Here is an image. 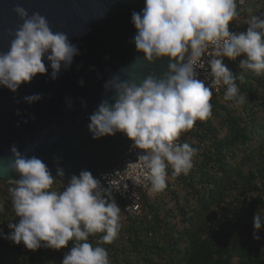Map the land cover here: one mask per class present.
<instances>
[{
	"label": "clouds",
	"instance_id": "9594fccd",
	"mask_svg": "<svg viewBox=\"0 0 264 264\" xmlns=\"http://www.w3.org/2000/svg\"><path fill=\"white\" fill-rule=\"evenodd\" d=\"M248 0H145L141 12L132 13L137 30V52L142 54L108 80L104 87L112 93L90 116L88 125L94 139L122 133L140 150L138 162L146 169V179L154 191L167 186V168L174 175L187 174L196 149L179 143L181 135L212 113L213 89L225 88L224 99L235 104L244 97L234 75L225 65L227 58L240 61L244 72L264 74V15H253ZM88 0H70L68 15L86 20ZM12 11L21 23L10 33L7 51H0V86L16 92L37 75L48 72L57 79L62 67L69 68L79 55L65 31L54 30L46 15L29 11L15 3ZM249 13L246 32L229 31L241 12ZM207 58V59H206ZM167 62V71H149ZM134 69V70H133ZM210 69V70H209ZM201 73L204 79H201ZM239 79L244 80L240 75ZM83 84V81L80 82ZM42 97H25L29 104ZM13 163L7 171L19 175L10 181L12 208L19 222L8 224L7 239L30 250L47 247L61 250L73 242L62 264H110L102 246H93L89 237L102 234L100 242L111 244L121 228V208L112 196L120 184L109 181L105 188L89 171L73 175L57 191L51 172L39 158L22 155L11 148ZM58 176L65 173L57 169ZM125 190L127 185H124ZM2 210V209H0ZM254 239L264 229V217L254 216Z\"/></svg>",
	"mask_w": 264,
	"mask_h": 264
},
{
	"label": "trees",
	"instance_id": "16d2710c",
	"mask_svg": "<svg viewBox=\"0 0 264 264\" xmlns=\"http://www.w3.org/2000/svg\"><path fill=\"white\" fill-rule=\"evenodd\" d=\"M253 15H264V2L251 0ZM249 13L236 21L241 32ZM240 57L229 61V70L243 103L224 99L225 88L211 100L212 113L181 135L182 143L195 148L192 168L174 175L166 192L143 194V215L120 222L118 237L102 244L96 234L94 247L108 251L110 264H264V229L254 239V216L264 217V74L244 72ZM243 75L241 81L239 76ZM95 172V171H93ZM0 181V264H62L74 246L61 250H30L7 239L8 224L19 222L12 208L9 188ZM63 189L60 181L54 185Z\"/></svg>",
	"mask_w": 264,
	"mask_h": 264
},
{
	"label": "water",
	"instance_id": "95a60500",
	"mask_svg": "<svg viewBox=\"0 0 264 264\" xmlns=\"http://www.w3.org/2000/svg\"><path fill=\"white\" fill-rule=\"evenodd\" d=\"M88 2L91 12L84 20L68 15L70 0H0V51L8 50L10 33L21 23L12 11L15 3L46 15L54 30L65 31L79 50L72 65L62 67L55 80L45 60L47 74L37 75L16 92L0 86V181L10 184L20 178L7 171L13 163V146L28 158H39L54 181L66 186L81 171L112 168L133 143L119 132L94 139L88 125L99 104L112 95L105 90V83L142 55L135 45L132 13L141 12L145 0ZM149 71L161 74L167 71V62ZM34 94L42 98L26 102L25 97ZM58 168L64 171L63 178L58 176Z\"/></svg>",
	"mask_w": 264,
	"mask_h": 264
},
{
	"label": "built area",
	"instance_id": "2783aa9c",
	"mask_svg": "<svg viewBox=\"0 0 264 264\" xmlns=\"http://www.w3.org/2000/svg\"><path fill=\"white\" fill-rule=\"evenodd\" d=\"M251 0H248L247 6ZM264 2V0H260ZM229 31L232 33L239 34L240 30L236 21H233L229 25ZM207 59V58H206ZM229 61L225 58L224 63L228 67ZM210 70V69H209ZM201 79H204V74L201 73ZM223 87L219 90L213 89L212 100L219 96ZM179 143H182L181 138ZM140 150L133 147V143L129 145L120 160L110 169L97 170L91 172L93 177L99 180L105 188L110 187L109 181L115 179L119 184V190L112 188V196L121 208V220L128 221L129 219L135 220L141 218L143 215L142 197L143 194H150L151 191L155 195L166 192V188L163 191H154L151 188L150 182L146 179V169L143 167L142 162H138ZM169 166L167 168L168 177L167 185L172 182L171 173ZM124 185H127L125 190ZM167 187V186H166Z\"/></svg>",
	"mask_w": 264,
	"mask_h": 264
},
{
	"label": "rangeland",
	"instance_id": "374dc122",
	"mask_svg": "<svg viewBox=\"0 0 264 264\" xmlns=\"http://www.w3.org/2000/svg\"><path fill=\"white\" fill-rule=\"evenodd\" d=\"M149 195L152 196V197H154L155 196V193L153 191H151Z\"/></svg>",
	"mask_w": 264,
	"mask_h": 264
}]
</instances>
